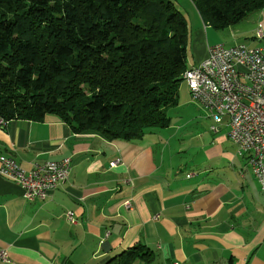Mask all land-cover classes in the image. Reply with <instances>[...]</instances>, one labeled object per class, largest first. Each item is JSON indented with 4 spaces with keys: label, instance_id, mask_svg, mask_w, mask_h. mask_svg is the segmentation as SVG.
I'll use <instances>...</instances> for the list:
<instances>
[{
    "label": "crops",
    "instance_id": "obj_1",
    "mask_svg": "<svg viewBox=\"0 0 264 264\" xmlns=\"http://www.w3.org/2000/svg\"><path fill=\"white\" fill-rule=\"evenodd\" d=\"M178 5L189 27L188 68L216 44L264 47V11L217 30L193 0ZM65 118L0 126V156L23 168L68 157L73 163L44 200L28 201L22 187L0 176V249L9 255L0 264H105L138 243L169 264H264V190L228 137L227 119L198 140L181 130L160 136L162 130L129 142L73 133Z\"/></svg>",
    "mask_w": 264,
    "mask_h": 264
},
{
    "label": "trees",
    "instance_id": "obj_2",
    "mask_svg": "<svg viewBox=\"0 0 264 264\" xmlns=\"http://www.w3.org/2000/svg\"><path fill=\"white\" fill-rule=\"evenodd\" d=\"M217 30L264 11V0H193ZM178 0H0V117H66L76 134L141 141L171 126L188 69ZM105 264H169L135 244Z\"/></svg>",
    "mask_w": 264,
    "mask_h": 264
},
{
    "label": "built area",
    "instance_id": "obj_3",
    "mask_svg": "<svg viewBox=\"0 0 264 264\" xmlns=\"http://www.w3.org/2000/svg\"><path fill=\"white\" fill-rule=\"evenodd\" d=\"M258 36H263L261 29ZM183 79L192 99L213 120L211 131L219 132L228 120V137L238 145V155L248 158L264 190V47L244 43L213 45L207 58L185 71ZM7 123L0 117V126ZM118 163L114 161L111 166ZM72 166L68 157L35 164L27 170L15 158L0 156V176L22 187L28 201L46 199L50 191L69 178ZM124 208L132 209V202L124 203ZM67 216L73 221L72 213ZM0 259L9 262L6 250L0 249Z\"/></svg>",
    "mask_w": 264,
    "mask_h": 264
},
{
    "label": "rangeland",
    "instance_id": "obj_4",
    "mask_svg": "<svg viewBox=\"0 0 264 264\" xmlns=\"http://www.w3.org/2000/svg\"><path fill=\"white\" fill-rule=\"evenodd\" d=\"M243 42L248 43V39H242ZM259 44L264 46V39L259 41ZM257 45V44H256ZM229 46V45H228ZM190 53V50H189ZM169 118L171 120V125L175 126V128L171 129H160L158 131H165L160 133L159 135L168 133L172 134L175 131H186L189 132V139L194 138L195 140L202 136V133L207 131L209 126L213 124L212 119H208L207 114L204 112L201 105L195 102L192 99L190 91L188 89V85L185 79H183L179 85V104L174 108H171L169 111ZM171 131V132H168ZM151 135V134H149ZM159 135H154V137H159ZM180 136V135H179ZM198 137V138H197ZM165 139V138H164ZM179 137H176L175 140L178 142ZM188 141V139H184V145ZM175 144V142H173ZM195 153V150H191ZM126 203V202H125ZM124 249L118 251L117 254L121 253ZM116 254V255H117Z\"/></svg>",
    "mask_w": 264,
    "mask_h": 264
},
{
    "label": "bare ground",
    "instance_id": "obj_5",
    "mask_svg": "<svg viewBox=\"0 0 264 264\" xmlns=\"http://www.w3.org/2000/svg\"><path fill=\"white\" fill-rule=\"evenodd\" d=\"M192 67L188 68L186 71H190ZM2 262L6 263L5 259H0Z\"/></svg>",
    "mask_w": 264,
    "mask_h": 264
}]
</instances>
